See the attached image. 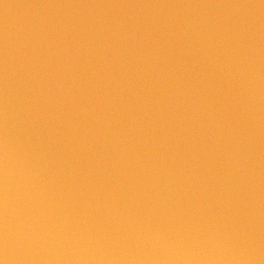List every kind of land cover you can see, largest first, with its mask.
Returning <instances> with one entry per match:
<instances>
[{"label":"water","instance_id":"1","mask_svg":"<svg viewBox=\"0 0 264 264\" xmlns=\"http://www.w3.org/2000/svg\"><path fill=\"white\" fill-rule=\"evenodd\" d=\"M264 0H0V259L264 264Z\"/></svg>","mask_w":264,"mask_h":264},{"label":"clouds","instance_id":"2","mask_svg":"<svg viewBox=\"0 0 264 264\" xmlns=\"http://www.w3.org/2000/svg\"><path fill=\"white\" fill-rule=\"evenodd\" d=\"M264 6V5H262ZM0 264H7L6 259H0Z\"/></svg>","mask_w":264,"mask_h":264}]
</instances>
